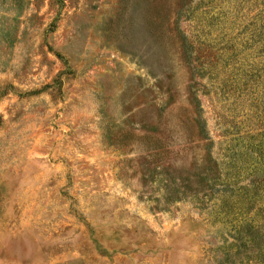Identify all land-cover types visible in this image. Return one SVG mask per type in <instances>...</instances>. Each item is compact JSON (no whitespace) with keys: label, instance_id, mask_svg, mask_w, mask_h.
<instances>
[{"label":"rangeland","instance_id":"374dc122","mask_svg":"<svg viewBox=\"0 0 264 264\" xmlns=\"http://www.w3.org/2000/svg\"><path fill=\"white\" fill-rule=\"evenodd\" d=\"M256 1L0 0V264L219 263L236 213L167 185L205 162L191 86L215 159L264 141Z\"/></svg>","mask_w":264,"mask_h":264},{"label":"trees","instance_id":"16d2710c","mask_svg":"<svg viewBox=\"0 0 264 264\" xmlns=\"http://www.w3.org/2000/svg\"><path fill=\"white\" fill-rule=\"evenodd\" d=\"M256 3L259 7L252 40L255 49L259 50L264 57V0H258ZM180 43L181 48L189 53L188 48H191V44L183 33ZM194 88L191 86L189 89L193 115L188 117V121L192 118L197 125L199 140L209 141L205 145L196 147H203L205 150V162L203 159L200 165L195 166L196 172L193 176L185 170L189 177L183 180L188 182L183 194L178 195L180 187L175 180L172 186L168 184L167 187L176 188L175 192L178 196H174L175 201L180 202L184 198L191 197V201L195 202L201 210L204 209L203 205L206 201L214 200V206L218 205L227 222L228 217L236 213L233 216L236 217L237 224L234 228L233 242L226 241V246L221 250V256L216 257L218 264H264V145L262 144L264 141L253 136L250 140L241 137L242 147L239 150L224 156L222 161L215 159L214 142L207 129V121L203 118L204 110L198 96L199 91ZM157 133L159 134L146 132L142 138L147 153L151 152L148 156L153 157L154 164L158 168L166 162L165 157L170 160L175 150L171 149L173 146L169 142V137L162 136V132ZM185 150L182 149L183 152ZM160 175L162 173H158L156 178ZM191 177L198 182L195 184L198 188L190 189L192 193L189 194L186 190L193 182ZM201 186L204 192L202 197H200L201 192H198Z\"/></svg>","mask_w":264,"mask_h":264}]
</instances>
